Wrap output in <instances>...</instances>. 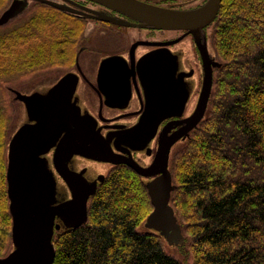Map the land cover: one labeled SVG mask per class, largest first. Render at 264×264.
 I'll return each mask as SVG.
<instances>
[{
	"label": "trees",
	"instance_id": "obj_1",
	"mask_svg": "<svg viewBox=\"0 0 264 264\" xmlns=\"http://www.w3.org/2000/svg\"><path fill=\"white\" fill-rule=\"evenodd\" d=\"M56 20L26 19L0 37V258L13 247L6 171L19 118L5 84L65 60L56 39L36 38ZM213 29L220 66L204 119L171 156V205L186 264H264V0H222ZM22 42L27 49L13 48ZM152 209L140 175L113 168L89 201L87 222L55 232L54 264H185L142 228Z\"/></svg>",
	"mask_w": 264,
	"mask_h": 264
},
{
	"label": "water",
	"instance_id": "obj_2",
	"mask_svg": "<svg viewBox=\"0 0 264 264\" xmlns=\"http://www.w3.org/2000/svg\"><path fill=\"white\" fill-rule=\"evenodd\" d=\"M94 1L124 12L135 18L138 24L119 19L102 20L141 27L187 30L195 35L214 20L222 2L209 0L200 9L183 11L153 6L139 0ZM27 2L28 0L13 1L0 14V26L22 12ZM199 49L204 60L205 75L196 107L188 117L173 120L165 127L155 158L146 167L132 157L116 154L100 131L95 129L96 120L93 119L94 125L91 126L92 116L81 114L80 107L73 101L77 79L70 74L60 78L46 91L27 93L10 87L13 100L21 104L24 116L22 114L20 120V111L8 143L6 179L13 247L6 256L0 258V264H54L55 232L74 229L87 222L88 200L104 175H99L96 180H88L82 173L72 171L67 165V158L73 155L97 162L124 163L141 177L152 178L149 181L143 180L153 207L144 226L162 236L169 245L182 243V228L171 205V193L176 186L169 169L170 153L204 119L213 87L214 68L220 66V62L210 58L206 45L200 44ZM151 59L152 56L146 58L140 77L146 90L145 110L137 124L123 135L125 141L134 148V144H147L164 119L159 117L158 112L167 101L159 102L155 92L156 89H168L167 81L171 78L157 76L160 70H151L149 64L154 63ZM109 61L112 59L103 60L102 65ZM163 73L166 74V70ZM169 85L171 87L172 82ZM175 103L179 108L183 105L177 99ZM173 127H177L176 130L168 134L167 131ZM52 148L53 156L49 160L47 155ZM54 171L62 177L71 191L70 199L61 202L58 198L59 186Z\"/></svg>",
	"mask_w": 264,
	"mask_h": 264
},
{
	"label": "flooded vegetation",
	"instance_id": "obj_3",
	"mask_svg": "<svg viewBox=\"0 0 264 264\" xmlns=\"http://www.w3.org/2000/svg\"><path fill=\"white\" fill-rule=\"evenodd\" d=\"M13 1L15 0H8L5 9ZM45 1L48 2L28 0L22 12L13 18L30 13L24 19H60L64 26V35L68 36L67 39L63 38L61 43L65 60L59 62V72L51 76L56 77V80L42 83H48L44 91L67 74L76 78L73 101L80 107L81 114L92 116L91 126L94 125L93 119L96 120L95 129L100 131L116 154L126 158L132 157L143 167L149 166L155 158L165 127L173 120L188 117L196 107L205 75L199 45H206L210 58L217 60L211 50L210 28L218 13L210 24L195 35L187 30L137 26L135 24H138V21L134 20L135 18L94 0ZM139 1L161 8L191 11L204 7L209 0ZM102 19H119L135 24L124 25ZM70 51L72 52L68 58ZM150 56L154 62L149 64L151 70L159 69L157 76L171 78L172 86L170 87L171 82L167 81L168 89H156L158 101H167L165 105H161L158 112L159 117L164 119L157 127L155 136L147 144H134V148L125 141L123 135L137 124L145 110L146 90L140 77L142 66H145L144 62ZM106 59L112 61L102 65ZM163 70H166V74ZM176 99L177 102H182L181 108L175 103ZM176 128H170L167 133L171 134ZM177 145L170 153L169 169L171 156ZM53 151L54 148L47 155L49 160H52ZM67 165L72 171L82 173L88 180H96L99 175H104L102 182L97 183V188L113 168H130L124 163L97 162L79 155L68 157ZM54 174L57 182L61 184L57 191L58 198L61 202L70 199L71 191L64 180L55 171ZM141 179L149 181L152 178ZM92 196L88 200V207Z\"/></svg>",
	"mask_w": 264,
	"mask_h": 264
},
{
	"label": "rangeland",
	"instance_id": "obj_4",
	"mask_svg": "<svg viewBox=\"0 0 264 264\" xmlns=\"http://www.w3.org/2000/svg\"><path fill=\"white\" fill-rule=\"evenodd\" d=\"M7 5H8V0H5L3 2V4L1 5L0 12ZM29 14L28 13L27 14L23 13L18 18H15V19L9 21L7 24H5L3 26H0V37L3 36L4 34L7 35L10 31L14 30L16 27H19L26 20L24 18L26 16H28ZM20 18H23V19H20ZM44 27L45 28L42 29V30L39 29V31H41L40 33H43V34L40 35V36H37L36 37L37 40H43L45 42H50L51 39H56L59 42V46H60V47L58 46L59 50H58V48H57V50L60 51L61 50L60 48L62 46L61 43H62L63 38H66V39L68 38V36L64 35V26L60 23V19H59V21L56 20V23H54L52 26H46L44 24ZM213 30L214 29H213V25H212L211 28H210L211 50H212V52H214V50L212 48ZM22 47L24 49H27V46L23 42H22V44L19 43V45H17L16 47L14 46L13 48H17V50H21ZM59 69H60L59 68V63H56V64H50L49 66L44 67V68L36 71V73L26 76L25 78L24 77H20L18 75H16V76L14 75V77L12 78L13 82L11 81L12 84L8 83V84H5V86L6 87L12 86L13 88L19 89L22 92H27V93L30 92V91H36V90L42 91V90H44L46 88V86L48 84V83H46V84H42V83L43 82H49V83L54 82L56 80V77H51V76L55 75L57 72H59ZM9 78H11V76ZM12 96L13 95L11 93V95L9 96L10 99L12 98ZM15 107H16V111H15L16 114L19 112L17 118L19 117L20 111H21V117H20V120H21L22 119V114L24 116V110L22 109V106H21L20 103H18V105L15 106ZM17 109H18V111H17ZM183 142H181V143H183ZM181 143H179L176 147L181 145ZM176 147H175V149H176ZM91 176H93V174H91ZM60 185L61 184L58 183L59 187H60ZM142 228L146 229L144 224H143ZM182 233H183V231H182ZM183 237H184L183 241L179 245H169L165 240H164V244H165L166 250L170 254L176 256L177 258H179L180 260H182L186 264L185 252H186L187 246H186V239H185L184 234H183Z\"/></svg>",
	"mask_w": 264,
	"mask_h": 264
}]
</instances>
